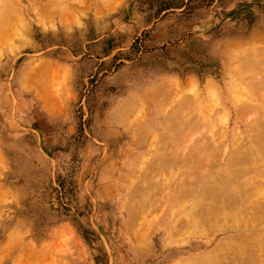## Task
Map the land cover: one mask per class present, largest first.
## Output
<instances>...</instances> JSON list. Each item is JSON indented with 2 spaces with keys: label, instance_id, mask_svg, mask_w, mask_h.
I'll return each mask as SVG.
<instances>
[{
  "label": "rangeland",
  "instance_id": "rangeland-1",
  "mask_svg": "<svg viewBox=\"0 0 264 264\" xmlns=\"http://www.w3.org/2000/svg\"><path fill=\"white\" fill-rule=\"evenodd\" d=\"M256 124L264 0H0V264H231L199 208Z\"/></svg>",
  "mask_w": 264,
  "mask_h": 264
},
{
  "label": "bare ground",
  "instance_id": "bare-ground-1",
  "mask_svg": "<svg viewBox=\"0 0 264 264\" xmlns=\"http://www.w3.org/2000/svg\"><path fill=\"white\" fill-rule=\"evenodd\" d=\"M255 127L257 131L260 127V129L263 130L264 124H260L259 126L256 124ZM251 137L253 138V146L245 150H237L236 153H233L230 156L229 161H227L224 167L225 169H223V172L221 173L223 175L217 174V177L209 176L211 179L210 183H212V187L209 186L212 190L209 198H212L214 201L213 203L215 204L212 203L213 206L210 207L209 205V208H207L208 206L205 208L197 207V210L194 208L195 210L192 211V213H196L198 211L197 214H200L202 211V215L205 213L209 218L207 222H210L208 224L209 227L213 228L212 231H214L215 228L218 231L230 233L227 238V243H218V245H216L211 251H209V253H207V255L204 256L207 257L208 254H210L209 257L213 256V254L220 255V253L227 252V250L231 249L233 252V255H231L233 256V262L231 264H264V133H257V135L255 134V136ZM214 156L212 153L207 155L202 154L196 162H202V164L200 163L201 165H212V163H214L212 161L214 158L212 157ZM160 169L162 170L163 167ZM153 191L152 193L154 194L155 192ZM207 195H209L208 190L206 194L201 193L200 200L205 201L207 199H205ZM147 199L148 196L146 197V200ZM152 201L154 203V200ZM152 201L150 200V202ZM202 204L203 206H206L204 203ZM199 205H201V202ZM198 208L199 210L201 209L200 212ZM187 221V223H190L189 220ZM192 223H190L191 226L186 225V227H184L192 228ZM185 224L186 222H183L182 225ZM199 259L202 258L199 257L196 260Z\"/></svg>",
  "mask_w": 264,
  "mask_h": 264
}]
</instances>
